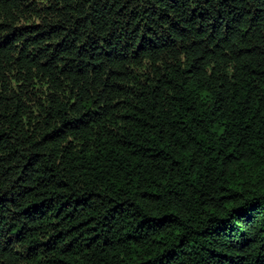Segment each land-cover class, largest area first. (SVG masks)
I'll return each instance as SVG.
<instances>
[{
  "label": "trees",
  "instance_id": "trees-1",
  "mask_svg": "<svg viewBox=\"0 0 264 264\" xmlns=\"http://www.w3.org/2000/svg\"><path fill=\"white\" fill-rule=\"evenodd\" d=\"M0 264H264V0H0Z\"/></svg>",
  "mask_w": 264,
  "mask_h": 264
}]
</instances>
